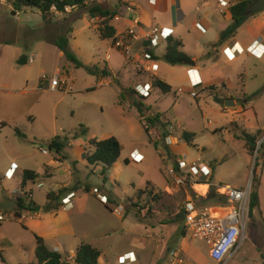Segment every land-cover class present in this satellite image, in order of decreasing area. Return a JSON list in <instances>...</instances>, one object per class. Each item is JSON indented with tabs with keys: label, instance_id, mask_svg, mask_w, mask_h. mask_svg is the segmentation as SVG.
I'll list each match as a JSON object with an SVG mask.
<instances>
[{
	"label": "rangeland",
	"instance_id": "1",
	"mask_svg": "<svg viewBox=\"0 0 264 264\" xmlns=\"http://www.w3.org/2000/svg\"><path fill=\"white\" fill-rule=\"evenodd\" d=\"M88 1L90 4V0ZM110 1L112 4L119 2V0ZM11 7H14L12 0H0V27L6 23L15 22ZM18 18L20 23L24 24L44 21L40 10L30 7L26 9L23 7ZM47 21L54 22L55 25L49 27V32L56 34V38L68 36L70 50L83 65L77 67L65 55L55 54L57 49L52 44H47L46 48L40 51L37 45L40 38H34L30 46L34 48H30L29 53L35 55V60L19 66L20 80L16 85L17 87L26 85L27 79L29 86L34 85L38 82L39 75L51 78L59 68L61 76L66 75L73 84L74 91L66 92L47 87L37 92L24 93L17 90L10 96L1 94V110L9 111L12 118L0 134V150L3 148L7 151L10 148L12 154L21 159L24 154H28L26 158L31 160L33 167H37L55 154L56 151L49 146L51 139L55 136H67L69 142H73L72 147L67 146L61 152L69 157V162L75 160V153H82L84 147L88 150L87 152L91 151V139L116 136L121 142L122 152L118 163L108 171L107 178H104L101 169L95 170L94 167V171L83 167L82 172L86 183L84 186L95 187L94 194L89 193V207L97 213V222H102L103 228L111 229L110 234L103 238L101 243L106 254L103 256V263L114 264L118 254L129 249L138 250L136 237L132 232L136 229L137 222L140 224L146 222L144 224L150 223L157 227L167 223L164 230L168 236L176 232V229L180 232L186 230L184 216L180 214L184 211V202L190 190L187 192L186 185L177 188L178 186L172 185L170 180L169 184L175 187L171 192L151 185L145 189L136 190L133 194V185L139 186L145 182V179L141 177L142 171L148 179L162 187L164 175L159 164L165 169V162L167 166L175 163V155H169L164 147L163 139L158 136L157 142H153L156 132L151 130L149 134L145 130L148 122L143 124L137 109L130 105L132 101L128 97L132 93L126 89L134 88L139 82L146 83L147 80L137 77L138 73L134 65L123 55L114 57L116 65L126 66L127 71L130 70L135 74L132 77L123 70L120 82L110 80L108 83L101 75L92 74L86 69V65L100 68L106 66L108 63L106 57L109 48L112 47V41L100 37L99 21L92 18L85 8L77 7L64 14L53 12ZM216 30L217 28L212 27L201 37L197 31H192L189 35L187 50L200 55L202 58L198 64L205 65L212 74L221 72L229 77L233 89L231 94L233 93L235 99H238L236 90L239 88V78L243 76L246 96L249 97V102L258 116L264 119V57H256L254 53L246 51L237 53V58L233 60L226 52L223 53L222 49L220 53L215 48H209L207 41L215 38ZM18 43L23 47L29 46L27 40L21 39ZM35 45L38 48H35ZM165 51V43L155 48L161 65L159 76L171 83L174 89L169 93H163L156 87L150 97L141 100L150 107L151 111L160 112L162 119L174 126V135L179 138V144L175 145L178 154L187 153L190 160H200L210 169V173H213L214 167L212 178L208 176L209 181L217 183L216 185L220 187L246 189L251 186V190L258 191L259 206L250 213L246 238L239 244L234 254L227 257L224 264H264V171H261L264 158L262 161L260 159L261 165L257 167L255 174L256 158L258 156L262 158L264 155V147H261L264 138L258 137L254 153L251 155L244 134H251L254 130L245 118H238V123L236 121L233 123L236 116L242 115L232 113L231 106H227L229 109L226 108L223 97L230 92L224 91L222 86L215 89L211 85L206 89H202L201 86L196 87L187 72L190 66L172 65L165 59ZM113 52L116 54L115 51ZM122 92L124 99L121 96ZM194 92L197 96L193 95ZM217 93L221 96L218 97L221 101H217ZM8 98H10L7 103L9 107H6L4 104ZM238 102L240 105L244 103L243 100ZM147 114L153 113L147 111ZM81 124L88 129V133L74 138L73 134L79 130ZM163 129L162 126L159 130L163 131ZM16 130L21 131L22 136L17 135ZM184 132L194 135L193 142L190 143L184 138ZM42 148L47 149L49 154L43 153ZM135 148L140 150L141 159H131L129 163H126V158H131L130 155ZM78 160L81 161L80 158ZM7 167L8 164L0 167V177L3 179L0 181V209L6 213L3 214V227L0 231L10 236L13 246H8L6 251L2 252L3 258L0 257V264H29L36 260L32 248L34 238L14 216V211L19 208L18 197L15 194L19 191L15 187H20V182L18 176L9 180ZM62 174L68 173L62 172ZM35 184H37L36 200L43 201L45 187H42V183L35 182ZM96 188L101 192L105 191L107 195L109 192L119 197L122 203L127 204L129 210L134 206L135 213L132 210L126 216L125 209L116 208V212H122L123 217L125 216V219L121 221L113 210L106 209L104 202L98 201ZM22 190L23 194L20 196H28L29 201L30 194L24 193V188ZM63 190L59 194L60 197L64 196L69 189ZM211 190V192L214 191ZM234 204L238 205L235 202ZM189 237L193 246L198 249L196 254H189L195 264H221L210 257V246L205 240ZM63 254V258L67 260L72 252L68 250ZM67 262L74 264L72 261Z\"/></svg>",
	"mask_w": 264,
	"mask_h": 264
},
{
	"label": "crops",
	"instance_id": "2",
	"mask_svg": "<svg viewBox=\"0 0 264 264\" xmlns=\"http://www.w3.org/2000/svg\"><path fill=\"white\" fill-rule=\"evenodd\" d=\"M97 1L98 3L107 7H116L118 5L117 7H119V14L115 17V19L111 21V23L117 29V33L129 27H132V18L136 16L140 18L142 24L145 27L158 24L173 29L172 37L182 42L181 50L195 61L194 65H189L190 67L188 68V70L190 68H194L198 71L200 78L204 82L201 88L206 89L209 87V85H211L214 86L213 89H215L217 87L219 88V86H222L224 91L230 92L228 95L223 97L224 100L226 101L228 98H232L235 104L231 106V112L234 114L242 115L236 116L233 123H235V121L238 123V118H245L246 122H248L254 130V132H251V135L256 136L257 140H259L258 137L260 136L264 138V119H261L258 116L253 105L249 102V97L246 96L243 76H241V79L239 78V88L236 90L238 99H235L233 93L231 94V91L233 89L231 87L229 77L222 74L221 72L215 75L212 74L211 70L209 68H206L205 65L198 64V61L200 60V58H202L200 57V55L193 54L187 50L189 35L192 33V31H197V33L201 37L207 34L209 30L214 27L217 28V30L215 33V38L209 39L207 41L209 48H215L217 52L222 53L223 51L224 53L227 48H230L231 51V48L237 43L239 48L243 50V52L241 53L250 51V53L253 54L252 51L256 49L258 52H260V55L256 57H264V9L260 13L250 16L238 29L235 36L226 40L224 43L215 46L214 44L219 41L221 33L233 21L230 8L231 5L236 2V0H228L230 3L226 7L221 6L218 0H157V3L155 5L151 4L149 0H119L118 4H112L110 0ZM129 7H132L135 12H131L129 10ZM24 8L26 9L29 7ZM11 12L14 16L15 22H9L0 27V124L6 123L7 125L5 127L8 126V123L12 117L9 111L3 112L1 110V94L5 93L10 96L17 90H21L24 93H30L41 91L42 89L49 87L47 83H43L44 77H40L41 75H39V79L36 84L29 86V82L27 79L26 85L17 87L16 84L20 80L19 66L21 65V63H19V60L25 62L23 64L34 62L35 55L29 53L30 48H34L30 47L34 38H40V41L37 42V45H39L40 47V51H43L46 48L47 44L55 45L54 41L57 39L56 34L49 32V27L55 25L54 22H50L44 19L43 22H28L27 24H24L20 23L18 18L21 9H15V7H11ZM54 12L60 13L57 11ZM94 19L99 20V17H95ZM198 24H201L205 28V32H202L197 28ZM21 39L27 40L29 46L25 45V48L20 45L18 42ZM110 40L112 41L113 38H110ZM161 43H165L167 49V40H164ZM37 45H35V48H38ZM55 47L57 49L55 50V54H57L58 56L65 55L64 52L60 50L56 45ZM221 49L222 51H220ZM113 51H115L116 54H114ZM108 55H110V58L108 59L106 57L108 63L104 67H107L112 75H101L105 78V81L107 80L108 83H110V80L111 82L112 80L115 82H120L122 80L121 75H123V70L125 73H127V75L131 74L132 77L134 76L135 73L131 72L130 70L127 71L126 66L122 67L120 64L116 65L114 57H120L119 55H121L122 57V54L120 52H117L114 48L111 47L109 48V52L107 53V56ZM31 56H34V60L32 62L29 61V58ZM236 58L237 55H235V58H233V60ZM160 69L161 65L159 63V70L156 72V76L159 79L165 81L159 76ZM57 70V73H60L59 68ZM215 76L218 77L215 78ZM137 77L140 79L141 76L138 75ZM165 82L172 86V90L174 89V86L171 83L167 81ZM216 96L221 97L218 93L216 94ZM9 100L10 98L5 100L4 105L6 107H9L7 104ZM242 100L244 101V103L240 105L238 101ZM226 108H228L227 105ZM150 112L153 114H160V119L164 121L160 112H153L151 110ZM164 122L167 123V126L171 125V123L167 121ZM5 127L0 130V134H2V130ZM160 127L162 126L160 124H157L151 129L155 131L156 135H158L159 137L163 132L159 130ZM237 127L240 128L239 125H237ZM175 138L177 140L176 143L172 147H169L167 149V152L170 156L173 154H178L175 150V145L179 144V138L176 136ZM193 140L191 142H193ZM72 144L73 142L70 141L68 146L72 147ZM90 150L93 151V148H91ZM135 150L138 149L135 148ZM87 151L88 150L84 147L82 153L76 152L75 160H72V163L69 162V157L63 155L62 153L55 152V154L51 156L48 161L42 162L41 164L37 165V167H33L31 160L26 158L28 154H24L22 156V159L21 157H19V159L14 156V154H12L13 152L10 148H8L7 151L3 148L2 150H0V167L4 164H8V167L6 168L7 174H10L11 172V177H8L9 180L11 178H15V176L19 177L20 187L15 188L20 193H15L14 191L13 192L17 195V197H20V195L23 194L22 188H24V193H30L31 197L29 200L34 201L38 207V210L36 211L24 209L21 211L22 217L20 219L16 218L22 224V226L32 234L34 238L32 248L35 257V251L37 247L35 236L38 235L45 240V243L49 247V249L58 251L62 255H64L63 252H67L68 250L72 252L71 255H74L81 244H91L92 246L101 250L102 254L99 259V263L104 264L103 256H106V254L105 249L101 246V243L103 238L110 234L111 229L110 227H107V229H105L103 228L104 226H102L101 221V223L97 222V213L91 210L92 207H89V193L94 194L95 187L91 188L89 185L84 186V184L86 183L82 176L83 167H85V169L87 170L90 169L91 171H94L93 167L95 170H102V165H89L86 159V155L88 153ZM138 152L140 153V150H138ZM79 158L81 159V161L78 160ZM118 160L116 163H118ZM126 160L130 162L131 158L128 157L126 158ZM163 160L165 161L164 157ZM165 165L166 166L164 169L159 164L160 170H163L164 175L162 187H159L153 180L148 179L145 172L142 171L141 177L145 179V182L139 186L133 185V194H135L136 190L145 189L146 187H149L151 185L152 187L163 189L165 191L169 190L170 192L172 189H175V187L172 186L173 184H169V181L172 178L170 177L169 173H167L168 169L173 165L167 166L166 162ZM26 169L36 171L40 175V177L35 182H37L38 184L42 183V187H45V197L43 201L36 200L35 188L37 189V184H35V182H29L26 187L22 186V172ZM261 171H264V161L262 163ZM62 172H67L68 174H62ZM59 175L61 176L60 178ZM211 178L212 177H210V179ZM0 181H3L1 177ZM216 184L217 183L215 182L208 181L205 183L186 185L187 192L190 190V192H188L186 200H193L201 211L208 210L213 214L219 215L228 214L232 209V206H230L232 204L231 199L224 194V189H220ZM196 185L207 186L201 188L196 187ZM64 188L69 189L64 196L60 197V195H58V198L55 201L49 199L50 193L55 192L58 194L59 191ZM177 188L180 187L178 186ZM211 189H213L214 191L211 192ZM199 190L205 192L202 193ZM176 191L179 190L176 189ZM71 193H75V197L72 199V205L69 208H65L62 200ZM100 193L106 196L109 195V205L106 204L105 207L106 209L113 210V212L117 214V217L121 221H123V218L125 216L123 217L122 212H116V208L120 210L125 209L126 216L134 209V206H132L133 208L130 210L127 209V204L125 205L124 203H122V199L109 194V192L107 195L105 191L101 192L100 190ZM212 193L215 194V197L210 198ZM96 196L98 201L102 202L98 198V193H96ZM17 210L18 209L14 211V216ZM0 213L6 214L1 209ZM133 213H135L134 210ZM2 223L3 221L1 222L0 230L3 227ZM137 223L136 229L132 230V232L136 237L135 241L138 250L135 251L134 249H129L124 251L123 253L118 254L116 256L114 264H138V262H140L139 264H168L171 259V250L181 251L179 264H195L189 254H196V252H198V249L193 246L187 230L180 232L176 229V232L172 233L171 236H168L165 234L164 230V226L167 225V223L160 224V226L162 227H157L156 225L150 223L149 225L144 224L146 222L141 224L139 222ZM184 225L186 227L185 223ZM149 226H151L152 228H148ZM8 246H13V240L10 238V236L5 235V233L0 231V252L6 251ZM128 253L131 255V258H127L126 260H124V256ZM130 260L134 262H128ZM36 262L37 258L36 260L31 261V263L29 264Z\"/></svg>",
	"mask_w": 264,
	"mask_h": 264
},
{
	"label": "built area",
	"instance_id": "3",
	"mask_svg": "<svg viewBox=\"0 0 264 264\" xmlns=\"http://www.w3.org/2000/svg\"><path fill=\"white\" fill-rule=\"evenodd\" d=\"M151 4L155 5L157 0H149ZM219 4L223 7L229 5L228 0H218ZM131 12H135L132 7H129ZM19 14V13H17ZM133 26L129 27L121 32H118L112 40V48L120 52L123 56L127 57L134 65L138 75L141 76V80L146 79V83L139 82L135 85L134 89L137 94L143 98H148L155 88L153 85L152 77L156 76V72L159 70V61L155 53V48L161 45V42L167 40L173 35V29L162 25H151L145 27L138 16L132 18ZM197 28L202 32H205V28L198 24ZM232 51V52H231ZM225 50L226 54L230 58H235L237 53L243 52L236 43L232 48ZM231 52V53H230ZM256 56L260 55L256 49L252 51ZM110 58V55L107 56ZM34 56L29 58L32 62ZM189 78L191 82L196 86H202L203 80L200 78L196 69L190 68L188 70ZM43 83H47L53 90H64L66 92L74 91L73 84L68 80V77L61 76L60 73L53 75L51 78H43ZM197 96V93H193ZM147 128L151 125L147 124ZM167 135L160 138L163 139L164 147H172L176 143L175 135L173 134L174 126L171 124L167 126ZM158 135H155L153 142L156 143ZM43 153L48 154L49 151L42 148ZM131 159H141L138 150L131 153ZM171 182L175 186H183L189 184H198L208 182V176H211L210 169L201 163L200 160H190L186 153L175 155V164L168 169ZM11 174V172H10ZM9 174V177L11 175ZM207 178H204V177ZM171 185V184H170ZM220 189H224L223 192L227 195L231 202L232 209L226 215L213 214L208 210L201 211L195 202L191 199H187L184 203L185 223L187 233L193 238H199L205 240L210 246V257L221 264H224L227 257L237 250L239 244L246 238L247 224L250 216V201H251V186L246 189H237L226 186H218ZM95 193H98V198L105 204L109 203V199L106 195L100 193V190L95 189ZM30 194V193H29ZM31 196L29 195V198ZM75 197V193L69 194L63 199L65 208H69L72 205V199ZM238 203V205H235ZM119 210V209H118ZM4 220L3 214L0 213V221ZM171 259L168 264H179L181 257L180 250H171ZM131 258L128 253L124 256V260ZM72 261L75 264L74 255H69L67 260Z\"/></svg>",
	"mask_w": 264,
	"mask_h": 264
},
{
	"label": "trees",
	"instance_id": "4",
	"mask_svg": "<svg viewBox=\"0 0 264 264\" xmlns=\"http://www.w3.org/2000/svg\"><path fill=\"white\" fill-rule=\"evenodd\" d=\"M97 0H90V4L88 0H12L15 9H22L23 7L37 8L42 13V16L45 20L49 19L54 11L60 13H68L75 10L77 7H82L87 10L89 15L92 18L99 17V25L98 31L100 37L102 39H110L114 38L117 34V29L111 23L113 19L119 14V7L111 8L104 6L98 2ZM254 0H236L231 5V13L233 21L232 23L221 33L219 41L214 44L215 46L224 43L226 40L232 38L237 33L238 29L243 25V23L250 17L255 15L258 12L251 13L250 6ZM55 45L64 52L65 56L69 61L75 63V66H82L83 64L78 60L76 55L69 48V38L68 36H60L54 41ZM182 42L174 37H169L167 39V49L164 55L165 59L171 63L172 65H180L185 61L190 60L191 57L188 56L185 52L181 50ZM19 63L23 64L19 60ZM86 69L96 75L102 76H110L112 75L107 67L100 68L99 66H85ZM153 85L156 88H160L164 93H168L172 90V86L165 81L159 79L158 77L153 76ZM118 81V80H117ZM132 94L128 97L132 102L130 105L135 107L139 113L140 120L143 124H150L151 129L157 124H160L164 127L162 132V137L167 135V123L160 119V114H147V111H150L149 106H147L141 99L142 96L138 95L136 90L131 87L129 90ZM121 96L124 99L123 92ZM137 97V98H136ZM217 101L218 96H216ZM6 123L0 124V130L5 127ZM145 125V130L150 134V127L147 128ZM17 134L22 136V132L16 130ZM88 133V129L84 127L83 124L80 125L79 130H77L73 135L74 138H79ZM184 138L191 142L194 138L192 133L184 132ZM244 138L247 143L248 151L251 155H253L256 145V136L245 133ZM69 145V140L67 136L60 137L55 136L50 141V149L55 150L58 153H61L63 149H65ZM90 145L93 148V151L88 152L86 155V159L89 165H102V175L104 178H107L108 171L112 168V166L117 162V160L121 156L122 145L119 139L116 136H110L104 139L93 138L90 140ZM261 147H264V141L261 144ZM264 154V153H263ZM263 157L258 156L256 158L255 164V174L256 169L261 164L259 163L260 159L262 161ZM127 163H129L126 160ZM214 171V167H213ZM213 176V173L211 177ZM40 175L33 170L26 169L22 172V186L26 187L29 182H35ZM253 187V186H252ZM64 190L61 189L59 193L52 192L49 194V199L55 201L60 193ZM28 196L26 197H18V210L15 212V218L20 219L22 217L21 211L24 209H29L31 211L38 210L36 203L32 200L28 201ZM215 197V194L212 193L210 198ZM259 193L257 190H252L251 192V201H250V213L259 206ZM230 205V204H226ZM184 213V214H183ZM181 216L185 217V212L183 211ZM1 225V221H0ZM37 247H36V258L37 262L32 264H68V262L63 260V255L58 252L49 249L46 245L45 240L36 235ZM101 250L92 246L88 243L81 244L76 253L74 254L75 264H100L99 259L101 257ZM0 257L3 258L2 252H0Z\"/></svg>",
	"mask_w": 264,
	"mask_h": 264
},
{
	"label": "water",
	"instance_id": "5",
	"mask_svg": "<svg viewBox=\"0 0 264 264\" xmlns=\"http://www.w3.org/2000/svg\"><path fill=\"white\" fill-rule=\"evenodd\" d=\"M264 9V0H254L250 6V12L251 13H255V12H258V11H261ZM184 64L186 65H194L195 64V61L190 59V60H187L184 62ZM225 104L227 106H233L235 104L234 100L232 98H228L226 101H225Z\"/></svg>",
	"mask_w": 264,
	"mask_h": 264
},
{
	"label": "bare ground",
	"instance_id": "6",
	"mask_svg": "<svg viewBox=\"0 0 264 264\" xmlns=\"http://www.w3.org/2000/svg\"><path fill=\"white\" fill-rule=\"evenodd\" d=\"M205 186H207V185H196V187H201V188H203Z\"/></svg>",
	"mask_w": 264,
	"mask_h": 264
}]
</instances>
